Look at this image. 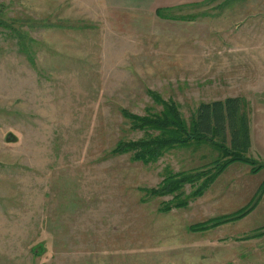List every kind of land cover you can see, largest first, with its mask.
Returning a JSON list of instances; mask_svg holds the SVG:
<instances>
[{"label":"rangeland","instance_id":"1","mask_svg":"<svg viewBox=\"0 0 264 264\" xmlns=\"http://www.w3.org/2000/svg\"><path fill=\"white\" fill-rule=\"evenodd\" d=\"M202 1L159 4L178 19L104 0H0L8 16L33 19L37 40L33 67L0 34V264H264V192L242 218L198 225L251 201L264 173L244 168L255 164L230 163L201 196L164 212L170 196L140 188L157 186L166 166L189 171L228 155L199 145L143 164L112 153L143 136L121 109L160 110L156 91L187 121L199 102L243 98L264 157L260 114L249 115L264 98V0L187 6ZM42 19L53 26L38 27Z\"/></svg>","mask_w":264,"mask_h":264},{"label":"trees","instance_id":"2","mask_svg":"<svg viewBox=\"0 0 264 264\" xmlns=\"http://www.w3.org/2000/svg\"><path fill=\"white\" fill-rule=\"evenodd\" d=\"M221 0H204L200 3H192L187 6H203ZM229 1V0H223ZM223 2L217 3L221 7ZM0 7V34L4 39L14 41L18 52L23 54L35 66V45L37 40L30 36V21L28 17L8 16L4 11L5 5L1 2ZM172 8H157L156 14L162 18L185 19L184 16H171L166 11ZM27 16V15H26ZM191 18V17H189ZM38 27H52L53 25L42 19L37 22ZM60 26V25H59ZM150 97L162 108L158 111L145 112L142 115L121 109L122 115L130 123L133 130H142L143 136L133 140L118 141L112 149V153H130L132 161H140L143 164L155 163L167 151L174 149H198L199 145L214 147L218 153L228 155L229 158L215 157L210 162L202 164L189 171L171 172L168 166L164 167L165 175L157 186L140 188L146 196H166L168 200L162 201L160 210L170 211L172 208L186 207L190 201L202 195L204 190L213 182L221 171L234 161H242L249 165L251 173H256L264 167L262 162L255 161L245 155L249 149L248 116L244 110L243 98L228 96L209 102H199L195 111L187 121L180 110V105L172 99H164L156 91H148ZM186 121L188 123H186ZM229 135V139H227ZM211 137L221 142L220 144L208 140ZM228 142V144L226 143ZM229 146H227V145ZM231 149L229 151V149ZM257 164V165H256ZM188 184L191 191L185 193L184 187ZM264 180L255 196L249 203L233 213L223 214L208 218L199 223L203 228L215 227L226 221L237 220L251 211L257 203L260 195L264 192ZM253 200H255L253 202ZM208 226V227H207ZM196 224L189 225L190 230H195ZM264 232V231H263ZM259 231L258 233H263ZM253 233V234H258ZM251 237V236H247ZM245 237V238H247Z\"/></svg>","mask_w":264,"mask_h":264},{"label":"crops","instance_id":"3","mask_svg":"<svg viewBox=\"0 0 264 264\" xmlns=\"http://www.w3.org/2000/svg\"><path fill=\"white\" fill-rule=\"evenodd\" d=\"M163 1L164 0H104L105 4L111 9H120V10H122V9L140 10L141 9L143 11L144 10L149 11L152 8L153 10H155V12H156V9L158 7L160 8L159 4H162L161 2H163ZM252 112L260 114L259 119H258V123L261 124L263 127V138H264V98L262 100H259V101L257 100V104L255 105L253 110L249 113V115H251ZM250 124H251V122L249 120V126L248 127H249L250 140H249V149H248L249 152L248 153L250 155H252L253 157L256 156L259 158H264L258 154L257 150L253 146V141H254V138L252 137L253 126H251ZM239 169H241V168H239ZM244 171H246L250 174H253V175H258L260 173H264V168L259 169L256 173H251L250 167L244 168ZM263 179H264V175H263V178L261 179V181L258 183V186L256 187L254 193L257 191V189L260 186V184L262 183ZM262 196H263V199L260 202L264 203V194Z\"/></svg>","mask_w":264,"mask_h":264}]
</instances>
